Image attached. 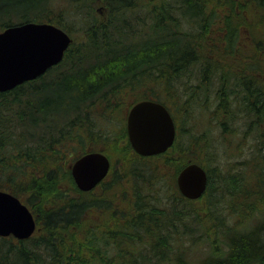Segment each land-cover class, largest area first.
<instances>
[{
    "label": "trees",
    "instance_id": "1",
    "mask_svg": "<svg viewBox=\"0 0 264 264\" xmlns=\"http://www.w3.org/2000/svg\"><path fill=\"white\" fill-rule=\"evenodd\" d=\"M99 2L104 21L96 14ZM6 5L15 16L0 19V32L51 23L86 40H73L42 77L0 93V190L25 203L37 223L28 240L0 237V264H264V0H0V13ZM142 100L172 111L178 134L164 154L141 157L130 144L127 108ZM191 104L196 128L207 133L215 122L229 140L240 133L232 129L234 108L245 109V137L259 141L247 176L233 166L214 179L199 160L217 148L212 136L180 144L177 112ZM97 139L113 150L124 142L142 166L118 172ZM90 151L111 161L99 197V186L80 191L71 173ZM160 159L163 166L149 163ZM191 163L209 177L206 193L194 201L176 183ZM116 182L126 190L123 198L130 195L118 208L108 197ZM203 199L207 208L198 206ZM223 199L233 203L237 229L214 223L200 231L201 213L214 214ZM94 213L100 218L91 223ZM252 215L257 224L246 231ZM199 238L210 249L198 261L190 251Z\"/></svg>",
    "mask_w": 264,
    "mask_h": 264
},
{
    "label": "water",
    "instance_id": "2",
    "mask_svg": "<svg viewBox=\"0 0 264 264\" xmlns=\"http://www.w3.org/2000/svg\"><path fill=\"white\" fill-rule=\"evenodd\" d=\"M72 42L69 33L51 23L28 22L5 28L0 32V93L45 75L63 61ZM127 134L139 156L153 157L172 148L177 127L167 106L142 100L128 113ZM110 170L109 157L100 151L84 154L71 166L74 182L83 192L96 189ZM208 182V171L198 163L185 166L176 179L178 190L189 200L202 198ZM36 229L29 207L11 192L0 190V237L28 240Z\"/></svg>",
    "mask_w": 264,
    "mask_h": 264
},
{
    "label": "rangeland",
    "instance_id": "3",
    "mask_svg": "<svg viewBox=\"0 0 264 264\" xmlns=\"http://www.w3.org/2000/svg\"><path fill=\"white\" fill-rule=\"evenodd\" d=\"M103 7H104L103 4L101 2H99L97 7H96V9L98 10L96 12V14L100 19H102L104 21L107 18V11L103 12L101 10ZM6 8H7V5L3 9V12L0 13V19L1 20H8L9 16L12 15V13H10L9 10H6ZM12 16H15V15L13 14ZM72 37H73L74 42H76V43H81V42H84L86 40V36L83 33H73ZM127 99H129V97H127ZM132 106H133V102L129 103L127 110L130 111V108ZM129 111L127 112L126 116H128ZM191 112H192V114H195L197 112V108L195 106L192 107V104L187 107V110L182 108V110H179L177 112V116H178V120H179L178 123H179V127H180V130H179L180 142L183 141L180 144H184V143H187L188 141H190L189 138L191 136L202 137V138H206V137L210 138V136H212L213 141L211 140V143L214 146H217V148L215 149V151H213V153L210 157H208L204 153H201L199 160L205 166L212 167L214 179H216L217 177H220L221 175H225V174L232 172L234 169L233 166L239 168L238 172H236V174L240 173V175H241V173H242V176H247L250 173L249 168H251V163H252V160L250 161L251 154L257 149L255 147L258 146L259 141L258 140L256 141L253 137H245L244 129H243V127H244L243 121L240 119L236 120V126H237L236 128L239 129L240 133L238 134V132H235L238 136H235L234 138L229 140L226 137V135H224V133L222 135V133L220 132V130L216 126L215 122L210 123V130L207 133L205 131H203L205 128H203L201 126L196 128V125L199 122V120H198V117L194 118V116L196 114L194 116H190ZM110 119L113 121V123L116 122V118H114V115H112L111 117L108 118V120H110ZM102 120H103V118L98 116L97 126L98 125L102 126ZM103 121H105V120H103ZM100 140L101 141H99L97 139L95 141L98 143V145H96V146H106L108 148L109 154L111 155V159L113 162V166L115 169H117L118 172H121L125 167L128 168V166L131 164H141V166H142V160H141V162H139V160L135 156H133L132 154L128 155V151L126 149L124 142H121L118 145V148H116L117 150L115 148H114L115 150H113L112 149L113 144H111L109 142L106 144L102 139H100ZM126 151H127V153H125ZM161 161H162V159L156 160V161L150 160L149 163H150V165L163 166L161 164ZM244 162H247V163L244 164ZM231 174L233 175V173H231ZM112 178H113V176H112ZM112 178H110V179L112 180ZM218 182L219 181L215 182V184H217V186H218ZM114 185L116 186L117 182ZM160 189L166 190V186L163 185L159 188V190ZM96 190H98V192L96 193L97 194L96 196L99 197V196L103 195L104 191H102V190H105V189H104V186L101 185ZM123 192H126V190L122 191L121 186H116V187H114V190H112V192L111 191L108 192V195H109L108 197L110 199L111 198L114 199V204L116 206L115 208H118L120 205H123L124 203H126L127 198L130 197L129 193H126L128 195V197L126 199L123 198ZM114 195H115V197H114ZM223 200L224 201L218 202L216 207H213L215 210L214 214H208V213H205L204 211L201 213L202 220H201V222L199 221L200 222V225H199L200 231H201V226H202V230L204 231L207 227L209 228L210 226H213L214 223L219 225L222 231L223 230H230V229L233 230L235 228L237 229V227L239 225L236 222V217L233 216V208H234L233 203H231L232 201L229 199H226V200L223 199ZM192 201H194V200H192ZM206 202H207V200L203 199L200 203L198 202V206L199 207L201 206L202 208H207V207H205V206H207ZM202 204L204 206H202ZM234 204H235V202H234ZM97 213L96 214L94 213V214L90 215V217H88V219L90 220L91 223L94 221L96 222V220H99L98 218H100V217H98ZM255 219L256 218L254 217V215H252V219H250L251 224L245 221V224H246L245 226H248L246 231H249L254 226V224H257L256 221L258 219H256V220ZM247 224H249V225H247ZM244 227H242V228H244ZM245 229H241V230H245ZM219 233L222 234L221 231H219ZM201 234H202V232H201ZM37 235H36V237H37ZM215 236H216V234H215ZM213 239H215V238H213ZM218 239L220 240V237H218ZM10 241L13 243H17V241H13V240H10ZM198 241L203 245L200 246L201 245L200 244V245L194 246L190 252H191L192 256L196 255L197 256L196 258L199 261L207 255V252H209L210 247L206 241H204V243H202L203 239L199 238Z\"/></svg>",
    "mask_w": 264,
    "mask_h": 264
},
{
    "label": "flooded vegetation",
    "instance_id": "4",
    "mask_svg": "<svg viewBox=\"0 0 264 264\" xmlns=\"http://www.w3.org/2000/svg\"><path fill=\"white\" fill-rule=\"evenodd\" d=\"M235 103H236V101H235ZM237 106V105H236ZM238 107H240V106H238ZM169 109V108H168ZM169 111L171 112V114H172V111L169 109ZM243 111H245V109H243L242 107L241 108H234V115L236 116V118L233 120V124H232V126H233V128L232 129H235L237 126H236V120L238 119H240V120H242L243 121V125H244V127H243V129H244V133H245V130H246V126H247V122H246V117L244 116V114H243ZM175 120V119H174ZM235 132L237 131V130H234ZM177 133H178V128H177Z\"/></svg>",
    "mask_w": 264,
    "mask_h": 264
}]
</instances>
